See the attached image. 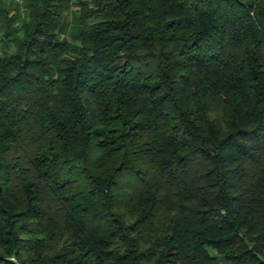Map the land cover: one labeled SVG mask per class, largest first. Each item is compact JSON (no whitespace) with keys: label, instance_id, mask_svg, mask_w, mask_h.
<instances>
[{"label":"trees","instance_id":"16d2710c","mask_svg":"<svg viewBox=\"0 0 264 264\" xmlns=\"http://www.w3.org/2000/svg\"><path fill=\"white\" fill-rule=\"evenodd\" d=\"M0 264H264V0H0Z\"/></svg>","mask_w":264,"mask_h":264}]
</instances>
